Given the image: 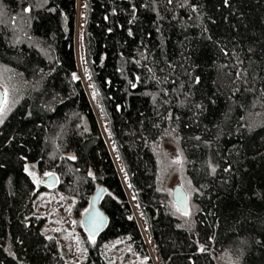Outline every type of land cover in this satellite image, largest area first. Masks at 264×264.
Wrapping results in <instances>:
<instances>
[{"label": "trees", "instance_id": "1", "mask_svg": "<svg viewBox=\"0 0 264 264\" xmlns=\"http://www.w3.org/2000/svg\"><path fill=\"white\" fill-rule=\"evenodd\" d=\"M77 17L107 137L78 74ZM0 65L17 94L0 124V264H68L33 213L27 161L79 203L104 188L87 264L109 240L154 264L112 152L159 264H264V0H0ZM169 132L193 186L190 225L157 182Z\"/></svg>", "mask_w": 264, "mask_h": 264}, {"label": "rangeland", "instance_id": "2", "mask_svg": "<svg viewBox=\"0 0 264 264\" xmlns=\"http://www.w3.org/2000/svg\"><path fill=\"white\" fill-rule=\"evenodd\" d=\"M74 50L77 60L78 74L94 107L92 91L90 90L87 71H85L84 48L81 40V21L78 17L75 24ZM0 83L6 84L9 89L6 117L16 102L17 94L12 88V84L14 83L12 76L8 70L1 65ZM0 89L3 93V89ZM94 110L97 120L107 137L100 115L95 107ZM108 144L111 147L109 140ZM155 149L158 160L157 182L162 193V198L169 205L170 211L179 218V222L181 224L190 225L195 211V204L192 199L193 186L185 169L184 154L180 147L177 135L172 132L163 135L159 139ZM112 155L126 194L130 200L133 214L135 215L140 230L147 242L150 256L154 264H159L153 251L151 241L148 237L147 230L141 220L136 202L134 201L133 195L127 183L125 174L121 169L114 152H112ZM177 159L181 162L172 163V161ZM25 168L28 169L26 172L34 183L35 198L33 202V213L36 216L42 217L43 221L41 231L47 238H53L56 241L59 253L68 264H87L85 262L84 243L94 246L97 241L96 236H89L85 233L81 224L82 215L89 207V199L86 203H79L75 201L74 197H69L66 192L60 190L57 183L52 187H46L43 185L41 180L47 177L44 175L46 172L55 174V176L57 175L52 170H40L34 163L28 161L24 164V169ZM29 173H34V176ZM175 184H180L187 193L189 215L180 213L172 200L171 190ZM99 247L102 249V253H99L96 260L100 264H137V259L134 256L130 257L123 254L122 250L127 249L123 244H118V241L116 240H109L104 244H100ZM223 262L224 264H236V262L228 255L223 256Z\"/></svg>", "mask_w": 264, "mask_h": 264}, {"label": "water", "instance_id": "3", "mask_svg": "<svg viewBox=\"0 0 264 264\" xmlns=\"http://www.w3.org/2000/svg\"><path fill=\"white\" fill-rule=\"evenodd\" d=\"M79 4V0H77V6ZM3 96V93L0 89V97ZM57 178L54 175L47 176L46 178L41 180V183L46 187H52L56 184ZM104 188L102 186H98L89 197V207L88 211L84 212L81 218V224L85 231V233L89 236H98L106 226L107 216L105 212L99 205V199L101 194L103 193ZM184 193L187 194L184 188L180 184H175L171 190V197L173 202L175 203L177 209L180 213L183 214L184 204L179 199V194ZM187 211H188V198L186 201ZM96 217L98 220L102 219V224H98V226L93 227L91 224V219ZM206 248H209V243H207Z\"/></svg>", "mask_w": 264, "mask_h": 264}, {"label": "snow or ice", "instance_id": "4", "mask_svg": "<svg viewBox=\"0 0 264 264\" xmlns=\"http://www.w3.org/2000/svg\"><path fill=\"white\" fill-rule=\"evenodd\" d=\"M168 2L171 3L172 0H168ZM85 7H87L86 4H85ZM30 10H31L30 8H29V9H24L25 12L30 11ZM85 71H87V70H85ZM237 75L239 76L240 73H237ZM90 78H91V77L89 76V79H90ZM73 79H74V80H75V79H79V77H77L76 74L73 73ZM138 79H139V78L137 77V80H138ZM132 87H136V85L133 84ZM0 88L3 89V96L0 97V124H2V123L4 122V118H5V115H6L7 104H8L9 89H8V86H7L6 84H2V83H0ZM93 95H94V97H95L96 93L94 92ZM70 158H71V159H74V157H70ZM180 162H181V161H180L179 159L172 161V163H180ZM27 170H28V169L25 168V171H27ZM213 171H214V169H213ZM29 174L34 176V173H29ZM44 175H45V176H51V175H54V174H52V173H47V172H46ZM89 175H92V173H89ZM34 178H35V177H34ZM187 198H188V197H187V194H184V193L179 194V199H180V201L184 204V209H183V214H184V215H189V212L187 211V206H186ZM178 210H180V209H178ZM85 211L87 212L88 210L86 209ZM90 222H91V224L93 225V227H96V226H98V224H102L103 221H102V219H99V220H98L96 217H93V218L91 219ZM200 250H201V251H204L205 249H204L203 246H201Z\"/></svg>", "mask_w": 264, "mask_h": 264}, {"label": "flooded vegetation", "instance_id": "5", "mask_svg": "<svg viewBox=\"0 0 264 264\" xmlns=\"http://www.w3.org/2000/svg\"><path fill=\"white\" fill-rule=\"evenodd\" d=\"M97 237V236H96Z\"/></svg>", "mask_w": 264, "mask_h": 264}]
</instances>
